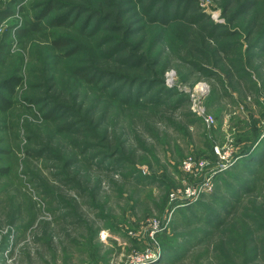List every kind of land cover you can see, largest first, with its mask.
Wrapping results in <instances>:
<instances>
[{
	"label": "rangeland",
	"instance_id": "374dc122",
	"mask_svg": "<svg viewBox=\"0 0 264 264\" xmlns=\"http://www.w3.org/2000/svg\"><path fill=\"white\" fill-rule=\"evenodd\" d=\"M12 1L0 22V34L5 28L10 34L9 76L19 56L24 63L14 105L0 114V167L6 169L0 175V264H101L104 256L107 264H127L130 255L161 249L164 241L174 254L150 264H228V254L223 261L215 249L218 237L199 238L214 231L204 209L221 213L222 202L234 205L233 194L242 198L240 213L251 200L255 206L264 201V39L256 42L264 31V0L239 15L243 0H193L188 17L206 18L166 29L167 40L157 48L160 82L148 89L166 93L116 121L127 160L112 171L80 168L77 179L90 180L85 196L75 191L72 172L61 179L59 166L27 154L34 139L46 143L54 125L22 99L29 82L25 46L32 42L20 40L16 29L33 0H0V9ZM214 23L221 26L209 36ZM56 84L47 85L55 90ZM188 189L198 195L186 197ZM70 209L84 223L74 214L62 218ZM154 222L159 230L151 235Z\"/></svg>",
	"mask_w": 264,
	"mask_h": 264
},
{
	"label": "trees",
	"instance_id": "16d2710c",
	"mask_svg": "<svg viewBox=\"0 0 264 264\" xmlns=\"http://www.w3.org/2000/svg\"><path fill=\"white\" fill-rule=\"evenodd\" d=\"M192 2L33 0L24 10L21 27L16 29L20 40L32 42L25 46L29 48L25 64L29 82L28 91L22 99L27 104H35L41 112L42 122L53 124L54 127L48 132L46 143L34 139V145L28 147L27 154L36 159L43 157L52 161L54 169L59 166L61 179L67 176L68 171L72 172L75 191L82 196L90 195L87 189L90 180L84 182L77 179L82 172L80 168H88L89 174L92 169L104 167L112 171L114 163L127 160L122 147V134L116 132V121L124 114L156 103L165 92L158 90L150 93L148 90L160 82L162 74V65L156 68L160 60V49L157 48L162 41L166 42L165 33L169 26L188 19L198 23L199 19L206 18L202 13L188 17ZM254 2L239 1L240 9L234 14L239 15ZM12 5L13 1L0 9V22L9 16ZM220 26L211 24L209 36H213ZM247 28L246 32L249 33L251 26ZM33 33L38 38H34ZM218 34L221 36L226 32ZM263 35L264 31L258 33L256 42L264 39ZM9 37V29L5 28L0 34L2 115L14 105L12 98L16 94V85L22 80L19 71L24 63L23 57L19 56L17 66L9 76ZM150 38V47L144 48ZM252 44L254 46L251 48H257L255 43ZM259 49L262 51V47ZM37 72L41 77L37 76ZM38 78L43 83L38 82ZM48 82L57 85L55 90L51 86L48 88ZM65 90L69 101L62 97ZM2 118L0 123L5 122ZM107 159L110 160L109 164L105 163ZM5 170L0 167V175ZM69 180L65 179L67 182ZM249 188L243 186L246 193L250 192ZM232 198L234 205L227 201L220 204L221 213L204 209L205 223L213 227L216 233L203 231L199 241L212 240L214 235L218 237L215 249L223 261L228 254V264H264V201L255 206L251 200L242 207L240 213L242 198L234 197V194ZM236 203L239 206H235ZM71 214L74 212L70 209L62 218ZM73 216L77 217L76 222L84 223L85 220H80L76 214ZM97 232L98 229L91 232L92 238ZM169 239L174 241L173 238ZM160 250L162 255L159 260L174 254L173 247L165 241L161 243ZM107 262L108 257L104 256L101 264Z\"/></svg>",
	"mask_w": 264,
	"mask_h": 264
},
{
	"label": "built area",
	"instance_id": "2783aa9c",
	"mask_svg": "<svg viewBox=\"0 0 264 264\" xmlns=\"http://www.w3.org/2000/svg\"><path fill=\"white\" fill-rule=\"evenodd\" d=\"M167 76H168L167 81H171V74L169 73ZM204 119L207 123L210 122L209 118L205 117ZM187 164H190V163L188 162ZM187 166L189 167L190 165H187ZM198 192L199 191H197L196 189H193V190L188 189V190H186L185 194L187 195L186 197L189 198L190 196L198 195ZM157 230H159V227L154 222L153 223V229L151 231V235H153ZM160 256H161L160 248L153 249L151 247H147L142 252L130 255L127 264H150V263L157 261L160 258Z\"/></svg>",
	"mask_w": 264,
	"mask_h": 264
}]
</instances>
